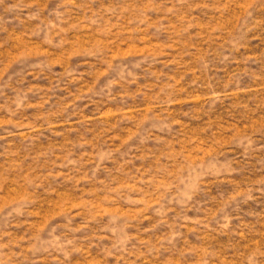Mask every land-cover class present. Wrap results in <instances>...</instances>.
I'll list each match as a JSON object with an SVG mask.
<instances>
[{
    "label": "rangeland",
    "instance_id": "obj_1",
    "mask_svg": "<svg viewBox=\"0 0 264 264\" xmlns=\"http://www.w3.org/2000/svg\"><path fill=\"white\" fill-rule=\"evenodd\" d=\"M0 264H264V0H0Z\"/></svg>",
    "mask_w": 264,
    "mask_h": 264
}]
</instances>
